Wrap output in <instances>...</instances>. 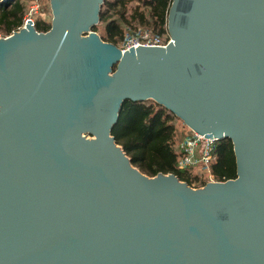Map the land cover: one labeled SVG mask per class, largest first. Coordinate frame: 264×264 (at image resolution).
<instances>
[{"label":"water","instance_id":"obj_1","mask_svg":"<svg viewBox=\"0 0 264 264\" xmlns=\"http://www.w3.org/2000/svg\"><path fill=\"white\" fill-rule=\"evenodd\" d=\"M103 2L0 38V264H264V0H173L167 46L129 50L94 32ZM151 100L231 140L237 179L135 167L113 127Z\"/></svg>","mask_w":264,"mask_h":264},{"label":"trees","instance_id":"obj_2","mask_svg":"<svg viewBox=\"0 0 264 264\" xmlns=\"http://www.w3.org/2000/svg\"><path fill=\"white\" fill-rule=\"evenodd\" d=\"M173 0H104L96 32L106 43L124 50L126 42L134 35L151 32L154 36L168 39V16ZM40 2L42 12L50 7V0L0 1V34L9 37L19 31L29 14L30 3ZM51 9V8H50ZM35 29L47 33L51 21L37 20ZM118 123L112 135L122 146L131 163L144 174L154 177L159 173L174 174L193 188H203L211 181L223 182L237 179V165L231 140L216 141L213 155L215 163L199 165L186 170L178 168L182 152L181 143L193 136L179 132L177 123L182 122L171 111L155 101H126L121 107ZM196 171V173L194 172Z\"/></svg>","mask_w":264,"mask_h":264},{"label":"built area","instance_id":"obj_3","mask_svg":"<svg viewBox=\"0 0 264 264\" xmlns=\"http://www.w3.org/2000/svg\"><path fill=\"white\" fill-rule=\"evenodd\" d=\"M169 41V34L167 41H164L162 37L154 36L150 31L142 32L131 37L126 42L127 46L124 50L139 46L166 47ZM216 141L215 139H207L204 136L201 137L195 133L191 137H186L180 146L182 155L179 159L178 168L180 170H186L190 167H197L199 165L209 166L211 163H215L217 160L213 155V151L215 150ZM210 182L216 181L211 177Z\"/></svg>","mask_w":264,"mask_h":264},{"label":"rangeland","instance_id":"obj_4","mask_svg":"<svg viewBox=\"0 0 264 264\" xmlns=\"http://www.w3.org/2000/svg\"><path fill=\"white\" fill-rule=\"evenodd\" d=\"M29 14L26 17L25 24L27 23L26 21H30V19L35 23L37 20H42V21H52L53 14L51 12L50 7L48 6V9L46 12H42L41 9L43 5L40 4V2H35V3H30L29 6ZM0 38H5L2 34H0ZM177 127L179 132L183 131L185 134L188 133L190 130L188 127H186L182 122L177 123ZM196 173V171H194Z\"/></svg>","mask_w":264,"mask_h":264}]
</instances>
